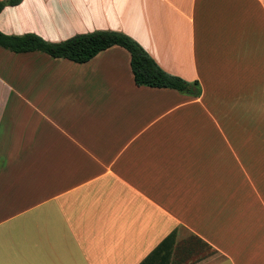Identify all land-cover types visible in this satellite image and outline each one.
Listing matches in <instances>:
<instances>
[{"label":"crops","instance_id":"obj_1","mask_svg":"<svg viewBox=\"0 0 264 264\" xmlns=\"http://www.w3.org/2000/svg\"><path fill=\"white\" fill-rule=\"evenodd\" d=\"M96 30L128 35L201 94L136 86L118 46L84 64L0 50V264H264V0L0 13L8 35Z\"/></svg>","mask_w":264,"mask_h":264},{"label":"trees","instance_id":"obj_2","mask_svg":"<svg viewBox=\"0 0 264 264\" xmlns=\"http://www.w3.org/2000/svg\"><path fill=\"white\" fill-rule=\"evenodd\" d=\"M21 2L22 0L0 1V13L5 7L17 6ZM113 46L121 47L129 53L136 86L171 89L191 97L200 96L201 89L197 81L188 82L165 72L137 41L121 32L97 30L77 34L61 42H48L33 33L8 35L0 31V48L6 51L14 54L39 52L76 64H84ZM171 243L172 236L164 240L157 249H163Z\"/></svg>","mask_w":264,"mask_h":264},{"label":"rangeland","instance_id":"obj_3","mask_svg":"<svg viewBox=\"0 0 264 264\" xmlns=\"http://www.w3.org/2000/svg\"><path fill=\"white\" fill-rule=\"evenodd\" d=\"M97 31V30H96ZM77 35V34H76ZM0 50H2L5 54H8L9 56L10 55H12L13 53H10L9 51H5V50H3L2 48H0ZM37 54H39V55H41V53H37ZM13 55H15V54H13ZM9 65H11V66H13L12 65V63H10ZM9 68V67H8ZM6 76V75H5ZM7 77H8V74H7ZM8 79V78H7ZM1 88V87H0ZM15 102H13V101H11L10 102V105H13ZM6 118V117H5ZM3 119V122H2V124H4L7 120L6 119ZM242 163H243V165H244V167L247 169V171H248V173L249 174H252V172L246 167V165H245V162H244V159L242 160ZM261 167V166H260ZM260 178V180H262V177H259ZM210 255H212V252L209 250V249H205V250H203V253H202V256H204V257H208V256H210Z\"/></svg>","mask_w":264,"mask_h":264}]
</instances>
